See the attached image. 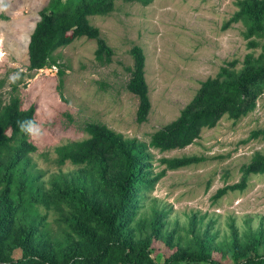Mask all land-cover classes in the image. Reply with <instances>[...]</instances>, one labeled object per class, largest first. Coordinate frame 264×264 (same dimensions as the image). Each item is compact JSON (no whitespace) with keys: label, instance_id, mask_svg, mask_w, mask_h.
<instances>
[{"label":"rangeland","instance_id":"1","mask_svg":"<svg viewBox=\"0 0 264 264\" xmlns=\"http://www.w3.org/2000/svg\"><path fill=\"white\" fill-rule=\"evenodd\" d=\"M239 1L114 0L110 12L89 16L112 53L99 58L96 39L77 38L55 51L65 71L61 76L57 65L29 68L31 35L50 0H0V109L13 95L20 98L22 109L35 106L29 141L36 150L11 172V200L26 223L46 215L52 230L59 231L65 226L62 210L71 211L73 197L84 195L91 203L96 199L101 177L85 165L59 164L57 148L88 139L86 126L100 124L118 134L132 152L148 153L152 176L165 169L162 158L203 157L199 163L168 169L130 223L135 238L140 234L153 239L159 259L176 251L166 242L174 231L173 242L181 241L182 247L189 239L206 242L215 259L225 264L251 250L253 242L264 251V173L250 175L243 191L217 196L219 189L241 180L243 165L257 152L264 153V139L250 136L264 129V92L246 115H224L184 148L162 152L150 146L152 134L179 116L203 81L225 66L240 73L248 55L257 58L263 53L264 39L256 38L258 44L252 47L245 23L231 21L240 10ZM136 45L146 57L151 101L144 122L137 121L139 96L128 89ZM233 61L234 67L228 65ZM0 190L2 196L4 188ZM55 195L62 198L60 207ZM100 238L101 233L92 237ZM76 239L69 242L78 245L77 252L83 245L81 239L75 244Z\"/></svg>","mask_w":264,"mask_h":264},{"label":"trees","instance_id":"2","mask_svg":"<svg viewBox=\"0 0 264 264\" xmlns=\"http://www.w3.org/2000/svg\"><path fill=\"white\" fill-rule=\"evenodd\" d=\"M139 1L149 4L152 0ZM113 3L114 0H50L31 35L29 68L57 65L60 67L58 73L63 76L65 71L55 51L83 36L98 41L99 58L102 54L109 57L112 50L100 37L99 28L91 24L89 16L110 12ZM238 4L240 10L231 21L245 23V36L251 38L250 45L255 47L256 38L264 39V0H241ZM262 47L259 57H246L240 73L225 66L215 77L203 81L179 116L152 134L150 146L162 152L184 148L200 137L203 128L214 127L224 115L240 119L253 110L257 98L264 92V45ZM131 54L134 67L128 89L139 96L137 121L144 122L151 109L145 76L146 57L139 45L132 48ZM236 64L237 61L228 63L233 67ZM17 88L13 83V90ZM35 123V106L22 109L18 96L13 95L0 109V188H4L0 196V264H225L215 259L206 242L189 239L183 247L181 241L173 242L175 231L166 242L177 249L161 260L153 239L140 234L135 238L136 231L130 224L139 214L143 198L168 169L199 163L203 157L162 158L165 169L152 176V171L147 170L148 153L132 152L106 125L88 124V139L57 148L59 164L70 161L85 165L101 177L102 185H97L93 203L84 195L73 197L71 211L60 213L65 226L59 231L52 230L46 215L26 223L19 205L11 200L14 184L11 172L22 157L36 150L29 141ZM250 136L264 139V129L254 130ZM242 172L239 182L219 189L217 196L228 190L243 191L250 175L263 174L264 153L257 152L249 164L243 165ZM4 176L9 179L2 180ZM84 190V187L80 189ZM55 198L60 207L61 196L55 195ZM155 224L159 225V220ZM99 233L102 238L92 239ZM72 239H76L75 244L81 239L79 243L83 246L77 252L78 245L69 242ZM251 244V250L235 254L236 259L229 264H264L262 247L255 242ZM17 251L21 256L15 255Z\"/></svg>","mask_w":264,"mask_h":264}]
</instances>
